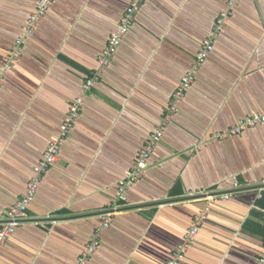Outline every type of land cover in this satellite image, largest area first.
<instances>
[{
  "label": "crops",
  "instance_id": "0c3cea01",
  "mask_svg": "<svg viewBox=\"0 0 264 264\" xmlns=\"http://www.w3.org/2000/svg\"><path fill=\"white\" fill-rule=\"evenodd\" d=\"M129 2L51 0L33 33L24 35L37 0H0V63L21 39L0 89V227L69 105L84 95L27 218L0 246V264H77L113 209L86 264H167L202 211L207 219L179 264H261L264 123L218 134L264 108V0L230 7L144 175L121 202L119 181L229 7V0H146L86 91L85 80ZM224 193L232 196L221 198Z\"/></svg>",
  "mask_w": 264,
  "mask_h": 264
},
{
  "label": "built area",
  "instance_id": "2783aa9c",
  "mask_svg": "<svg viewBox=\"0 0 264 264\" xmlns=\"http://www.w3.org/2000/svg\"><path fill=\"white\" fill-rule=\"evenodd\" d=\"M50 1L51 0H37L36 8L29 15L26 25L24 26V35H31L33 33L40 19L46 14ZM235 1L236 0H229V7L219 13L212 35L203 40L200 49L195 55V60L191 69L181 77L175 91L172 94L171 101L161 123L151 132L149 137L145 139L143 145L136 155L134 166L128 171L127 175L119 181L117 187V199L119 201H127V190L134 182L144 175L149 158L163 137L164 127L175 114L177 110V103L184 98L187 90L193 83L197 69L204 63L209 53L213 50V39L217 37L222 30L225 21H227L230 15V7L235 3ZM144 2H146V0H130L122 14L117 30L111 33L106 47L98 57V68L85 80L84 89L86 91L92 88L94 82L98 79L99 74L109 64L113 55L121 45L123 37L134 23L136 14ZM20 47L21 39H16L11 52L5 56L0 63V89L4 83L5 72L12 67L14 59L21 53ZM83 99L84 95H80L71 102L67 112L63 117L59 134L50 139L41 159L33 167V174L26 185L25 191L21 197L11 207L8 208L6 213V223L0 227V246H2L6 242L7 238L14 232L16 224L19 221L27 218L28 207L38 190L42 176L46 173L50 165L57 161L62 139L66 136L67 132L71 129L76 118L78 117V114L83 106ZM262 123H264V108L261 111H255L250 115L239 118L235 125L226 131L219 133L218 137L225 138L231 135H237L242 133L244 130L255 128ZM205 194L206 199L209 201H212L215 196L213 193ZM263 194L264 186L259 188L257 198H261ZM231 196V193H224L220 195V197L224 199H227ZM115 214L116 209H113L107 211L103 215L102 224L95 230L93 238L78 257L77 264L87 263L90 255L95 251L101 232L105 228L109 227L111 217ZM206 219L207 214L205 211H202L195 216L192 225H190V227L183 234L182 243L178 245L175 252L173 253V256L168 260L167 264L180 263V260L187 251L189 244L198 234L201 223ZM261 264H264V255L261 258Z\"/></svg>",
  "mask_w": 264,
  "mask_h": 264
},
{
  "label": "trees",
  "instance_id": "16d2710c",
  "mask_svg": "<svg viewBox=\"0 0 264 264\" xmlns=\"http://www.w3.org/2000/svg\"><path fill=\"white\" fill-rule=\"evenodd\" d=\"M258 205L264 208V194H263V198L258 202Z\"/></svg>",
  "mask_w": 264,
  "mask_h": 264
}]
</instances>
